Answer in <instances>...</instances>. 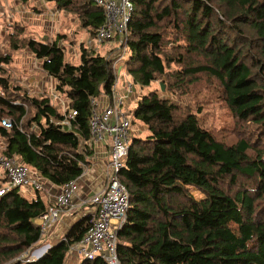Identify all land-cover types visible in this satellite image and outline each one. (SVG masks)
Masks as SVG:
<instances>
[{
    "label": "trees",
    "instance_id": "obj_1",
    "mask_svg": "<svg viewBox=\"0 0 264 264\" xmlns=\"http://www.w3.org/2000/svg\"><path fill=\"white\" fill-rule=\"evenodd\" d=\"M44 1L75 13L90 37L102 24V9L91 0ZM131 1L124 70L132 84L164 81L177 97H191L195 85L211 90L230 113L234 140L217 139L201 125L205 100L180 105L153 89L137 98L131 114L147 134L131 136L118 171L128 194L116 231L119 263L264 264V207H257L264 196V0ZM60 38L40 41L14 24L0 53L7 65L11 51L27 49L66 101L62 111L47 94L29 96L0 70V119L11 121L10 128L0 126V154L16 155L55 185L87 163L89 98L109 95L115 78L113 49L104 55L81 44L74 65L64 61ZM44 208L38 190L33 198L17 187L0 194V264H63L89 215L79 214L38 256L18 257L44 243L34 222ZM75 264L106 263L93 257Z\"/></svg>",
    "mask_w": 264,
    "mask_h": 264
},
{
    "label": "built area",
    "instance_id": "obj_2",
    "mask_svg": "<svg viewBox=\"0 0 264 264\" xmlns=\"http://www.w3.org/2000/svg\"><path fill=\"white\" fill-rule=\"evenodd\" d=\"M102 9L103 21L96 29L92 39L95 45L103 44L115 39L116 44L112 48V67L115 78L110 87L109 95H101L89 98V109L86 116L88 138L90 143H107L109 147L105 162L104 181L102 185L93 192L80 205L86 203L92 206V211L82 213L89 215L87 228L83 236L68 246V253L74 252L77 256L85 259L93 257L101 258L106 264H120L116 255V231L125 220L128 207V194L124 184L118 178V171L122 167L128 145L131 139V118L125 111L124 99L133 86L132 82L125 79L121 83L125 94L117 90L116 62L127 52L126 33L127 22L132 12L131 0H91ZM87 46L90 40L86 41ZM50 103L57 105L63 111L66 101L53 90L48 93ZM75 115L71 110L67 114L70 118ZM67 124L66 118L60 122ZM11 121L4 117L0 119V126L10 128ZM88 145V144H87ZM81 171L75 178L58 185V192L53 195L51 203L45 205L44 210L34 219L38 226V235L43 237L49 226L54 224L61 213H70L74 210L71 198L75 194L78 182L86 171V165L81 164ZM0 171L5 177V182L0 188V194L11 187L29 186L35 190H42L41 177L22 162L16 155L4 156L0 154ZM49 244L45 245L46 249ZM34 257L28 256L27 259Z\"/></svg>",
    "mask_w": 264,
    "mask_h": 264
},
{
    "label": "rangeland",
    "instance_id": "obj_3",
    "mask_svg": "<svg viewBox=\"0 0 264 264\" xmlns=\"http://www.w3.org/2000/svg\"><path fill=\"white\" fill-rule=\"evenodd\" d=\"M14 24L23 27L25 35H30L40 41L45 39L51 40L55 35H61L58 44L63 48L64 61L74 65L79 62V45L81 44L86 49H94V51L97 49L100 54L108 53L109 55L108 51H104L106 48L104 43L100 44L101 46L95 45V41L89 36L86 29L80 27L78 17L75 13L57 9L48 1L26 0L25 3H21L18 0H0V53H4L8 48L6 34L12 30ZM88 39L90 40V45L93 47L87 46L86 41ZM10 55V61L7 65L0 64V70L6 71L12 84L18 85L27 95L33 97L48 95L47 92L50 89L51 91L53 90L54 80L41 71L40 60L36 59L27 49L22 48L11 51ZM127 55L128 53L126 52L121 56L115 66L118 82L117 90L120 94L125 92L121 83L126 79L124 77L126 74L124 72V61ZM109 56H112V54ZM127 78L131 80L129 76ZM159 83L163 86L162 90L159 89ZM152 89L155 90L159 97L170 99L180 105H186L190 100L195 101L194 103L205 100L206 104L201 105L203 109L199 114L201 125L211 130L217 139L226 142L234 140L233 121L228 109L222 106L223 104L220 103L218 98L215 96L210 97L209 91L211 90L207 92L196 91V85L191 90V99L189 96L177 97L176 95L170 94L166 89V83L164 81L155 80L144 87L133 84L124 99L125 111L132 120L131 112L137 98ZM131 124V135L143 137L147 134L146 127L139 121L134 119ZM2 145L3 141L0 139V148ZM30 190H33L32 187H30ZM190 192L196 199L201 196L196 190L190 189ZM257 207L258 209L264 207V196L258 199ZM84 211H87V209ZM261 216H264V214L261 213ZM73 221L75 219L68 224H71ZM39 247V245L35 246L27 252L25 250L18 257H21V255L24 257H36L42 251ZM73 254L75 256L74 260L67 259ZM81 259L82 257L77 256L74 252H70L65 256L63 264H74L75 261L77 263ZM18 264H25V262L21 261Z\"/></svg>",
    "mask_w": 264,
    "mask_h": 264
},
{
    "label": "crops",
    "instance_id": "obj_4",
    "mask_svg": "<svg viewBox=\"0 0 264 264\" xmlns=\"http://www.w3.org/2000/svg\"><path fill=\"white\" fill-rule=\"evenodd\" d=\"M115 44H116L115 39L105 42L104 45L106 48L104 51L105 52L110 51L115 46ZM97 52L99 51L97 50ZM128 76L129 75L127 73L124 75L125 78H127ZM49 78L51 77L49 76ZM50 91H48L47 93H49ZM123 94H125V92ZM101 100H105L104 95H101ZM84 143H85L84 145L87 148L86 149L87 154L85 155V160L87 161V163L85 164L86 171L80 178V181L78 182L77 190L71 198L72 199L71 203L74 204V210H72V214L70 213L68 214L65 212L61 213L59 216V219L54 224L48 227V229L46 230V234L42 237V240H44V243L39 244L40 246L39 249L42 251H40L37 254V256L45 250L44 248L46 244H49V242L57 238H60L63 235L64 231L69 225L68 224L69 222H71L73 219L78 218L79 214H82L83 212L89 213L93 209L92 206H90L87 203L85 205H80V202L83 200H86L93 192H95L102 185L104 181L105 162L108 156L109 147L107 143H90L89 144V141L87 140ZM0 176H2L1 171H0ZM40 181L42 183L43 189L38 190V194L40 195L44 204L47 205L52 202L53 195L58 192V185L50 183L43 178H41ZM18 191L20 194L24 195L26 198H33L35 196V190L34 189L30 190L29 186L20 187L18 188ZM86 209L87 211H84ZM67 259L74 260L75 259L74 254L69 256V258Z\"/></svg>",
    "mask_w": 264,
    "mask_h": 264
},
{
    "label": "water",
    "instance_id": "obj_5",
    "mask_svg": "<svg viewBox=\"0 0 264 264\" xmlns=\"http://www.w3.org/2000/svg\"><path fill=\"white\" fill-rule=\"evenodd\" d=\"M159 87H160V88H159L160 90H162V89H163V86H162V84H161V83H159Z\"/></svg>",
    "mask_w": 264,
    "mask_h": 264
}]
</instances>
